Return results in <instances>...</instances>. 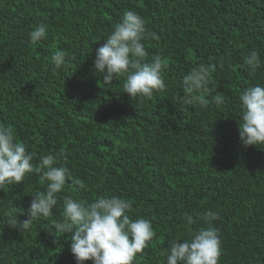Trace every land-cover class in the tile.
I'll list each match as a JSON object with an SVG mask.
<instances>
[{
	"label": "trees",
	"instance_id": "16d2710c",
	"mask_svg": "<svg viewBox=\"0 0 264 264\" xmlns=\"http://www.w3.org/2000/svg\"><path fill=\"white\" fill-rule=\"evenodd\" d=\"M133 10L158 37L144 41L149 58L164 61L166 87L150 100L123 93L120 78L103 86L93 71L96 50ZM41 23L47 39L34 45L28 33ZM56 50L68 54L60 69ZM250 51L261 55L255 72L243 65ZM200 64L216 66L208 105L178 102L188 95L182 77ZM258 83L264 0H0V123L28 145L34 164L58 153L56 166L85 183L66 181L53 215L22 232L7 227V202L23 222L46 182L33 173L0 189V264H76L71 234L55 232L53 221L63 219L65 196L90 203L106 195L128 199L132 219L152 222L156 235L133 264H165L161 250L207 227V210L218 214L210 223L222 242L219 264H264V146L244 147L238 127V93Z\"/></svg>",
	"mask_w": 264,
	"mask_h": 264
},
{
	"label": "clouds",
	"instance_id": "9594fccd",
	"mask_svg": "<svg viewBox=\"0 0 264 264\" xmlns=\"http://www.w3.org/2000/svg\"><path fill=\"white\" fill-rule=\"evenodd\" d=\"M30 43L47 39V25L41 23L28 33ZM158 39L146 26V20L136 11L123 13L103 45L96 50L93 71L102 76L103 86H110L117 78L122 79L123 93L130 98L152 99L155 91H162L166 84L162 78L164 61L160 55H152L144 41ZM68 54L56 50L51 61L57 69L67 63ZM261 55L250 51L243 58V65L255 72L261 67ZM215 65L200 64L182 77L183 97L178 102L192 104L198 100L201 107L208 105L207 96ZM217 104H223V94L217 92L214 97ZM241 123L239 139L244 147L264 146V85L256 84L242 89L238 93ZM35 154L28 151V145L19 141L11 125L0 123V189L5 185H18L24 182L26 175L39 174L46 182L44 192L31 196L27 209L28 219L19 222L13 206L8 201L3 212L8 228L19 232L29 230L37 218H48L58 203L57 195L65 189L66 181L72 180L83 189L85 183L72 177L70 169L63 164L56 166L60 156L49 153L34 164ZM63 219L53 221L54 231L70 236V252L76 264L91 261L92 264H133L137 254L143 252L156 233L151 220L143 217L132 219L128 213L132 203L120 196H99L88 203L65 196L63 198ZM23 214V213H22ZM191 225L195 221L185 215ZM207 227L189 232L187 239L180 237L168 241L161 250L165 264H219L222 255L220 234L210 222L218 219V214L207 210L204 214Z\"/></svg>",
	"mask_w": 264,
	"mask_h": 264
}]
</instances>
